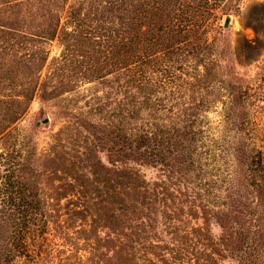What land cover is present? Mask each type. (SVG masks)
<instances>
[{
	"label": "trees",
	"instance_id": "16d2710c",
	"mask_svg": "<svg viewBox=\"0 0 264 264\" xmlns=\"http://www.w3.org/2000/svg\"><path fill=\"white\" fill-rule=\"evenodd\" d=\"M240 1L0 0V264H60L48 241L69 232L94 264H264V71L238 72L225 30ZM34 97L69 117L41 151L5 134Z\"/></svg>",
	"mask_w": 264,
	"mask_h": 264
},
{
	"label": "rangeland",
	"instance_id": "374dc122",
	"mask_svg": "<svg viewBox=\"0 0 264 264\" xmlns=\"http://www.w3.org/2000/svg\"><path fill=\"white\" fill-rule=\"evenodd\" d=\"M263 3L264 0H241L239 8L230 14L229 23L225 27L230 41L231 53H229V56L234 58L233 64L235 62V68L242 74L256 75V77L261 75L258 72L263 73L264 71V68L261 69L258 66L264 62L262 60L264 57V45L259 49V54L256 58L247 60L245 58L247 48L245 47L244 42L245 40H251L255 38L257 35L253 25L247 22L249 13L252 12L253 14V12H255L254 14H257L256 16H259L260 18H256L255 22L259 25L260 35L264 44ZM59 50L60 46L58 41L53 40L50 43V56L53 54H58ZM44 70L45 69H43V71ZM88 84L89 82L85 83V85ZM254 86L260 89L263 94L262 98H264V88L262 89L259 81L255 83ZM258 115L264 119V116H262L264 115V108L260 109ZM209 116L211 117V121L214 124L218 118V113L216 111H210ZM45 118H47V120H45ZM67 118L69 117H67L66 113L64 112V107L58 98H54L49 101H41L38 97H34L30 103L29 110L26 115L17 122L12 123L10 129L9 127L6 129L5 134H33V137L37 143V148L39 151H41L43 148L48 146V143L51 140V134H53L55 130H58L63 125H65ZM16 156L21 162L24 160V154L19 152V154ZM140 167L146 174L147 178H153L157 174V170L149 165H141ZM210 228L214 235H217L220 232L219 225L213 221H211ZM59 232L60 231L58 229L57 233ZM69 234V239H63L62 237L56 235L51 236L50 240L48 241V247L50 250L52 249L55 251V254L58 255L59 263L94 264L90 258L92 255H90L88 258L80 256L83 252H85V249L83 248L86 246L85 244L88 242V239L83 238L84 235L77 232H69ZM99 251L109 252V250L104 247H101V250ZM66 257H68V259ZM66 260H69V262L66 263Z\"/></svg>",
	"mask_w": 264,
	"mask_h": 264
},
{
	"label": "water",
	"instance_id": "95a60500",
	"mask_svg": "<svg viewBox=\"0 0 264 264\" xmlns=\"http://www.w3.org/2000/svg\"><path fill=\"white\" fill-rule=\"evenodd\" d=\"M229 19H230V16H227V17L225 18V24H228V23H229ZM45 120H47V118H45Z\"/></svg>",
	"mask_w": 264,
	"mask_h": 264
}]
</instances>
